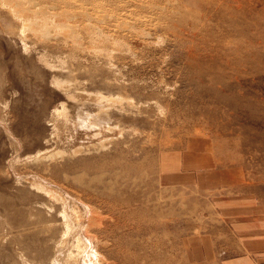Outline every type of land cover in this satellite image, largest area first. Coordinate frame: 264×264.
I'll use <instances>...</instances> for the list:
<instances>
[{
  "label": "rangeland",
  "instance_id": "obj_1",
  "mask_svg": "<svg viewBox=\"0 0 264 264\" xmlns=\"http://www.w3.org/2000/svg\"><path fill=\"white\" fill-rule=\"evenodd\" d=\"M26 1L0 0V264H264V129L205 13L233 0Z\"/></svg>",
  "mask_w": 264,
  "mask_h": 264
},
{
  "label": "bare ground",
  "instance_id": "obj_2",
  "mask_svg": "<svg viewBox=\"0 0 264 264\" xmlns=\"http://www.w3.org/2000/svg\"><path fill=\"white\" fill-rule=\"evenodd\" d=\"M222 3L217 6H207L205 13L208 16L215 13L222 24L230 30L231 38L222 43L220 48L234 57L239 64L236 71L237 79L225 84L226 99L231 98L234 107H237L236 103L241 101L247 114L254 112L260 115L257 122L261 123L264 129V74L259 70L255 59V55L263 56L264 6L259 8L256 0H233ZM203 7L200 4V8ZM192 23L198 24L199 22ZM212 67H214V62H212ZM250 73L254 74L252 80H249ZM242 82L245 83L244 91L233 100L232 97L236 95L238 84ZM255 93H261V96L257 97Z\"/></svg>",
  "mask_w": 264,
  "mask_h": 264
},
{
  "label": "crops",
  "instance_id": "obj_3",
  "mask_svg": "<svg viewBox=\"0 0 264 264\" xmlns=\"http://www.w3.org/2000/svg\"><path fill=\"white\" fill-rule=\"evenodd\" d=\"M254 245L256 246V244H254ZM244 247H243V249L238 248V249H240L239 253H241L243 250H246L247 252H253L256 249V248H254L253 244H251L250 241H248ZM239 253H236V254H239ZM251 259H253V258H250L249 256H247V257L246 256H240V257H235L232 259H227V260H225L224 264H254L251 261Z\"/></svg>",
  "mask_w": 264,
  "mask_h": 264
}]
</instances>
